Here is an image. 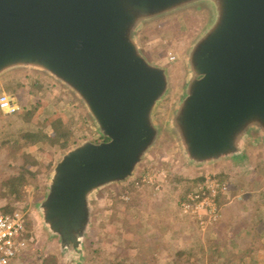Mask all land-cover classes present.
<instances>
[{"label":"water","instance_id":"1","mask_svg":"<svg viewBox=\"0 0 264 264\" xmlns=\"http://www.w3.org/2000/svg\"><path fill=\"white\" fill-rule=\"evenodd\" d=\"M200 3L214 18L188 55L185 95L171 120L193 167L243 157L247 138L264 143V0H0V75L47 74L107 139L68 150L53 168L40 210L60 251L81 249L91 197L131 178L157 141L152 116L168 77L142 55L138 28Z\"/></svg>","mask_w":264,"mask_h":264},{"label":"rangeland","instance_id":"2","mask_svg":"<svg viewBox=\"0 0 264 264\" xmlns=\"http://www.w3.org/2000/svg\"><path fill=\"white\" fill-rule=\"evenodd\" d=\"M213 18L214 10L207 3H200L146 21L138 28L136 39L142 55L149 63L164 68L168 77L167 93L152 116L159 135L131 178L121 184L106 186L91 197L90 226L77 253L60 251L59 239L51 236L43 226L39 205L44 202L51 173L61 157L84 142L99 143L103 139L78 98L47 74L17 68L11 70L16 72L13 78L0 82V94H12L22 104L12 115L0 113V210L21 212L26 218L19 264H43L49 258H54L55 264H153V186L144 184L135 188L131 182L143 174L153 176V169L166 170V181L170 184L167 193L174 204L198 177L215 174V168L210 166L193 167L187 163L171 126L174 112L185 95L189 77L188 55ZM2 116H6L5 119ZM54 117L69 121V126L76 132L67 150L58 145L40 144L12 148L11 145L27 133L37 132L42 127L48 130ZM254 153L257 159L264 161L262 151L255 150ZM20 167L32 172L33 176H26L21 200L13 202L14 197L8 196L5 184L17 175ZM128 184L133 189L127 187ZM172 207H168L169 215L159 216L161 223L170 218ZM171 220L173 222L174 218ZM173 224L175 231L182 232L178 237L182 241L187 239L182 226ZM211 228L198 233L200 237L195 240L202 241L204 246L211 243L208 236ZM212 246L209 264H238L239 260L233 262V258L224 260L221 245L212 242ZM254 250L264 254V247ZM257 252L253 254L256 255L254 263L247 264H264V257H257L260 254Z\"/></svg>","mask_w":264,"mask_h":264},{"label":"crops","instance_id":"3","mask_svg":"<svg viewBox=\"0 0 264 264\" xmlns=\"http://www.w3.org/2000/svg\"><path fill=\"white\" fill-rule=\"evenodd\" d=\"M15 75V71L5 72L0 75V82L10 80ZM68 91L71 92L69 89ZM7 95L12 97V94ZM11 100L19 108L22 105L13 97ZM3 117L5 119L6 116L1 118ZM259 140L260 138H247L242 146L241 158L220 160L204 166L215 168L214 176L228 185V194L218 199L220 220L208 232L211 243L205 246L202 241L195 240L200 237V231L189 219L180 217L179 208L186 193L196 188L203 177L202 181L184 190L174 204L167 193L169 182L163 184L161 191L153 190V264H209V257L214 250L212 242L221 245L220 252H223L224 260L233 258V262L239 260L238 264L254 263L256 255L253 254L257 252L254 248L264 247V161L257 159V154L254 153L255 150L264 153V143L255 142ZM170 206H173L172 215L166 219L167 222L161 223L159 216L169 215ZM172 218L174 223L182 226L183 235L187 239L182 241L178 237L182 232L174 230ZM196 233H199L198 237ZM261 253L257 257H264Z\"/></svg>","mask_w":264,"mask_h":264},{"label":"built area","instance_id":"4","mask_svg":"<svg viewBox=\"0 0 264 264\" xmlns=\"http://www.w3.org/2000/svg\"><path fill=\"white\" fill-rule=\"evenodd\" d=\"M19 110L10 96L0 94V113L12 115ZM164 169H153V176L143 174L131 182L135 188L147 184L156 192L161 191L167 181ZM228 194V185L214 174L207 173L196 188L190 190L181 200L180 217L189 219L201 233L215 226L221 217L218 199ZM127 195V194H124ZM127 199V198H126ZM26 233V219L21 212L3 213L0 211V264H19Z\"/></svg>","mask_w":264,"mask_h":264},{"label":"trees","instance_id":"5","mask_svg":"<svg viewBox=\"0 0 264 264\" xmlns=\"http://www.w3.org/2000/svg\"><path fill=\"white\" fill-rule=\"evenodd\" d=\"M148 54V52H147ZM149 55V54H148ZM53 121L50 122L49 124V129L45 130V128H40L39 131L37 132H31V133H27L22 140H16L11 146L12 148H16L18 149V146L21 147H30V146H34V145H43V146H48V147H54V146H59L60 149L62 150H67L70 145H71V141L74 138L76 132L74 130L71 129V123H69V121H65L62 118H52ZM103 141H107L106 138H102ZM18 151V150H17ZM20 153L23 154V151H19ZM19 172L17 173L16 176H14L13 178H11L8 182H6L5 186H7L8 190V196L10 197H14L13 198V202L15 201H20L21 200V190L23 185L27 182L26 176H33L32 172L30 171H23V167L19 168ZM202 181L201 177H198L194 183H198ZM132 185V183H131ZM131 185L128 184L127 187L131 188ZM8 209L5 210H0L3 213H12L15 211H7ZM26 219V218H25ZM56 261L54 258H49L46 259L43 264H55Z\"/></svg>","mask_w":264,"mask_h":264},{"label":"flooded vegetation","instance_id":"6","mask_svg":"<svg viewBox=\"0 0 264 264\" xmlns=\"http://www.w3.org/2000/svg\"><path fill=\"white\" fill-rule=\"evenodd\" d=\"M48 192H49V186H48V191H47V194H46V196H45V199H46V197H47V195H48ZM45 199H44V200H45ZM42 204H43V202L40 203V205H39V209H41ZM51 236H52V235H51ZM67 249H68V251H69V250H75V251H70V253H77V252H78V250H77L76 248H72V247H70V246H68ZM65 252H66V251H65Z\"/></svg>","mask_w":264,"mask_h":264}]
</instances>
